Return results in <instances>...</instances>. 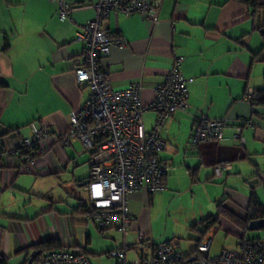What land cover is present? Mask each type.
Instances as JSON below:
<instances>
[{
    "label": "crops",
    "instance_id": "1",
    "mask_svg": "<svg viewBox=\"0 0 264 264\" xmlns=\"http://www.w3.org/2000/svg\"><path fill=\"white\" fill-rule=\"evenodd\" d=\"M68 1L74 7L71 20H59L57 5L51 0H0V147L4 150H10L21 137H31L33 122L64 132L69 114L89 94L88 88L74 79L84 49L76 36L81 26L95 17L99 0ZM158 1L156 18L111 11L103 19V29L120 36L124 45L111 47L102 66L114 89L141 81L142 100L147 102L173 57H184L180 69L188 80L189 107L175 112L161 126L165 154L161 152L160 158L168 169L174 166L172 156L188 144L183 147V159L187 170L197 175L194 183L215 185L221 180L225 189L220 200L231 191L228 206L243 216L250 194L241 197L235 192H254L264 206L259 196L264 194V107L252 106L247 98L264 85V38L260 32L264 12L251 15L241 0ZM197 113L225 120L221 139L199 144L185 141H191L193 115ZM154 118V112H144L147 131ZM241 119L250 121V125H242L243 141L233 137ZM63 149L51 145L31 173L18 168V157H0V259L6 264H25L34 246L48 239H57L68 248H85L90 242L84 228L81 230L86 221L78 211L79 201L73 206L65 198L55 200L47 188L51 178L56 187L59 183L63 187V182L73 184L60 176L76 160ZM85 153L89 163L88 152L80 149L76 156ZM222 163L228 168L217 176L215 166ZM174 171L171 169V176L165 179L166 188L172 185ZM71 176L76 185L85 186L88 180V174L75 179V170ZM148 200L142 194L129 199L135 230L141 229L137 215L143 218L141 207Z\"/></svg>",
    "mask_w": 264,
    "mask_h": 264
},
{
    "label": "built area",
    "instance_id": "2",
    "mask_svg": "<svg viewBox=\"0 0 264 264\" xmlns=\"http://www.w3.org/2000/svg\"><path fill=\"white\" fill-rule=\"evenodd\" d=\"M57 5L59 20H71L73 5L68 0H51ZM158 0H99L95 5V17L86 21L76 40L84 44L81 61L74 68L78 85L88 88L84 103L69 114V124L64 132H56L44 123L33 122L32 136L19 138L10 149H1L2 155L18 157V168L26 173L34 172L37 163L45 158L51 145L61 148L79 142L82 151L88 152V180L85 185L91 220L99 229L113 228L125 238L135 230V216L129 208L133 194L148 195L165 188L167 166L159 154L165 149L160 138L161 126L177 111L189 107L187 83L181 72L184 57L174 56L169 70L161 83L153 89L152 98L142 100L143 84L137 81L125 89L110 85L102 60L111 47H122L120 36L107 33L102 21L111 11L124 15L139 14L143 18H156ZM251 98V93L247 94ZM155 114L150 130L144 126L143 114ZM191 141L216 142L223 136L225 120L210 119L201 113L193 115ZM233 137L243 141L242 125H250L241 119ZM228 167V165H227ZM215 166V174L222 175L227 168ZM212 233L206 232L189 253L169 241L153 243L151 237L138 230V238L132 245L123 243L111 250L108 256L115 264H264V239L240 238L232 251L222 250L209 255ZM150 242V243H149ZM137 255L127 259L133 247ZM30 264H90L79 248L51 250L37 255Z\"/></svg>",
    "mask_w": 264,
    "mask_h": 264
},
{
    "label": "rangeland",
    "instance_id": "3",
    "mask_svg": "<svg viewBox=\"0 0 264 264\" xmlns=\"http://www.w3.org/2000/svg\"><path fill=\"white\" fill-rule=\"evenodd\" d=\"M185 141L188 143L192 142L189 139ZM187 145L184 143L182 150L180 149V152L171 158L174 159L172 161L174 166L168 167L167 176H171V169L174 168L176 170V172L174 171L175 175H173L172 185L167 184L166 189L153 193L152 198L142 204L143 218L142 215H137V218L142 220L140 224L141 231L151 237L153 243L169 241L171 244L180 247L183 253H189L194 248L198 237L201 238L206 232H209L213 236L209 250L210 256L218 255L222 250L232 251L235 249L239 238L232 233H228L224 227L214 226L200 235V232L204 231V227L200 223L201 219L215 213L216 203L222 197L221 195H223L225 188L221 187L223 185L221 180H216L215 185L218 186L213 185L214 183H206V181L202 185L194 183L197 175L195 176L192 170H187V164L183 159V147H188ZM64 149L76 160L75 163L71 161L66 173H61L60 176L63 181H70L73 184L70 186L69 182H63V187H60V183L56 187L52 183L55 179L51 178L47 188H50L55 200L65 198L66 201H71L73 206H76L79 200L87 204L86 187L84 185H76L71 180V171L75 170V179L84 178L89 170L88 163H86L88 155L85 153L80 158L76 156V153L82 149L79 142H75L73 147L68 146L64 147ZM165 158L169 160L170 157L165 156ZM222 165L227 167L225 163H222ZM64 190L68 195L70 194L69 196L72 194V197H66ZM229 193L231 191L225 192V194ZM249 194L250 192H235V195L241 197ZM259 196L261 202L264 203V194H259ZM82 218L84 222L86 217L83 216ZM83 228L84 235H88L90 239V242L85 247L90 264H115L114 258L109 257L107 252L118 249L123 243L132 245L138 238L137 229L130 231L124 238L121 232L113 228L99 231L91 220H88L87 224L82 225V231ZM245 237H264V230H246ZM137 252L138 249L135 246L129 249L126 254L127 259L135 257Z\"/></svg>",
    "mask_w": 264,
    "mask_h": 264
},
{
    "label": "trees",
    "instance_id": "4",
    "mask_svg": "<svg viewBox=\"0 0 264 264\" xmlns=\"http://www.w3.org/2000/svg\"><path fill=\"white\" fill-rule=\"evenodd\" d=\"M241 1L249 9V12L251 15H253L254 13L259 12V11L264 12V0H241ZM260 32H261L262 38H264V29H262ZM256 56H258V55H256ZM249 101H250L252 106L264 107V85H262L259 89L255 90L251 93V98H249ZM1 149L2 148L0 147V150ZM160 161L163 162L161 160V158H160ZM166 177H167V174L163 178L164 184H165L164 189H166V183H165ZM86 183H85V185H86ZM160 191H162V190H160ZM157 192H159V191H157ZM152 195H153V193H152ZM152 195L151 194L148 195L149 200L151 199ZM231 197L232 196L230 194H226L223 199L219 200L216 203L215 213L209 214V215H207L201 219L200 223L204 227V231L200 232V235L203 234L205 231H207L211 227L219 226V227H224L228 233H232L240 239V238L245 237V231L247 230V226H248V223L250 221L264 218V206L261 205V203L257 199V196L255 195L254 192H251L249 195L248 202H247L243 216H238L228 206L227 202L229 200H231L230 199ZM90 209H91V207L88 203L84 204L83 201L79 200L78 211H81L82 214H84V216L86 214L90 213ZM97 229L99 231L106 230V229H99V228H97ZM87 241H88V239H87ZM198 241H199V237L196 240V242H198ZM72 248H77V247H72ZM62 249H69V248L62 246L60 244V241L57 239H48V240H45V241L35 245L33 252H36L37 255H40V254L47 252V251L62 250ZM79 249L88 258V253L86 251V248H79ZM0 264H6L5 259L1 258Z\"/></svg>",
    "mask_w": 264,
    "mask_h": 264
},
{
    "label": "water",
    "instance_id": "5",
    "mask_svg": "<svg viewBox=\"0 0 264 264\" xmlns=\"http://www.w3.org/2000/svg\"><path fill=\"white\" fill-rule=\"evenodd\" d=\"M264 228V218L258 220H252L248 223L247 229L248 230H257ZM37 256L36 252H31L26 260L25 264H30L35 257Z\"/></svg>",
    "mask_w": 264,
    "mask_h": 264
}]
</instances>
